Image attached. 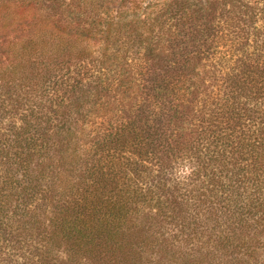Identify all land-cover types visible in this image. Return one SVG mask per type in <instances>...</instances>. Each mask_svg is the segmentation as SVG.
<instances>
[{"label":"trees","instance_id":"trees-1","mask_svg":"<svg viewBox=\"0 0 264 264\" xmlns=\"http://www.w3.org/2000/svg\"><path fill=\"white\" fill-rule=\"evenodd\" d=\"M202 2L0 1V264L256 260L264 0Z\"/></svg>","mask_w":264,"mask_h":264},{"label":"rangeland","instance_id":"rangeland-1","mask_svg":"<svg viewBox=\"0 0 264 264\" xmlns=\"http://www.w3.org/2000/svg\"><path fill=\"white\" fill-rule=\"evenodd\" d=\"M0 1H5V2L6 1H14L19 5V4H21V2L27 1V0H0ZM34 1H37V0H34ZM81 1L86 3L87 6H89V8H92V7L100 8V11L103 12L104 15H106V16L110 15L112 12L113 13L124 12L125 17L123 18V20L126 19V22H127V21H130V18L133 17L132 11L139 10L141 13L140 15H142V17H143V13H149V12H151V10L158 9V7L166 0H81ZM197 1L198 0H193V1L191 0V2L194 4H197L196 3ZM199 1L202 2V0H199ZM202 3H204V2H202ZM157 5H158V7H156ZM138 14H136V15H138ZM124 28H125V26H124ZM12 30H13V28H12V26L8 20L0 22V35L2 37V38L0 37L1 39H5V35H6V39H11V37H12L11 31ZM122 31H126V30L123 29ZM183 39L187 40V34L183 37ZM177 40H182V38H179ZM188 40H190V39H188ZM128 44H130V43H127L125 46H128ZM200 45L201 44L196 43L195 46H190L192 50L197 48L196 51H197L198 57L195 60H193V62H194L195 68H197L199 71L197 73L199 77H201L204 74V66H202V65L204 63L208 64V62H209L208 59L210 58V54L212 52H217L218 50H223L225 48V46H219L217 48L216 45L211 44L210 46H213V47L210 48L209 50H207L206 54L204 55L200 51V50H202V48L199 49V47H201ZM120 58H121V56H116V57H114V60L119 62ZM144 65L147 66L148 64L145 63ZM138 82H139V79L137 80V83ZM148 97L149 96H145L143 94L142 98H143V100H146ZM142 98L139 97L138 99L141 100ZM133 100H135V99H133ZM113 104L115 105V108H117V109H118V107H119V109L121 108V105H119V102L113 101ZM126 108L127 107H124V110H126ZM154 108L158 112L157 109L161 108V106L156 104V106ZM126 113L127 112L120 113V114L125 115ZM103 119L104 118H102L101 121H103ZM88 126H89V124H88ZM183 159H184L183 157H179V165H178L177 171H176L177 176H182V174L186 171L187 167L189 166L186 163L187 161H183ZM257 243H258V245L256 247L258 248V250L254 253L257 254L258 258L256 257L255 261H250V262L252 264H264V249L261 248L262 245H264V237H261V240H259ZM8 247H9L11 254H15V252H17V251H25V249H26V247L20 249V244H17V242L12 243V244H8ZM25 253H27V250L25 251ZM140 264H148V263L143 258L142 262Z\"/></svg>","mask_w":264,"mask_h":264}]
</instances>
